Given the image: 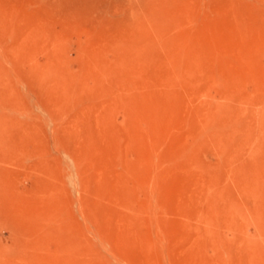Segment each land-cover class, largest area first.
Wrapping results in <instances>:
<instances>
[{"label": "rangeland", "instance_id": "1", "mask_svg": "<svg viewBox=\"0 0 264 264\" xmlns=\"http://www.w3.org/2000/svg\"><path fill=\"white\" fill-rule=\"evenodd\" d=\"M0 264H264V0H0Z\"/></svg>", "mask_w": 264, "mask_h": 264}]
</instances>
